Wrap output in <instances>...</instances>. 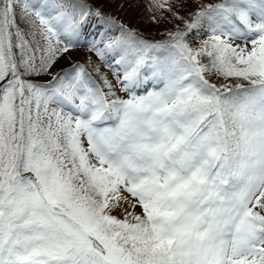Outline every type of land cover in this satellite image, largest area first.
Returning a JSON list of instances; mask_svg holds the SVG:
<instances>
[{
	"label": "snow or ice",
	"instance_id": "6c2138e0",
	"mask_svg": "<svg viewBox=\"0 0 264 264\" xmlns=\"http://www.w3.org/2000/svg\"><path fill=\"white\" fill-rule=\"evenodd\" d=\"M145 7L0 0V264H264V0Z\"/></svg>",
	"mask_w": 264,
	"mask_h": 264
},
{
	"label": "rangeland",
	"instance_id": "374dc122",
	"mask_svg": "<svg viewBox=\"0 0 264 264\" xmlns=\"http://www.w3.org/2000/svg\"><path fill=\"white\" fill-rule=\"evenodd\" d=\"M111 5L109 8L108 15L115 18L118 22L123 23L131 28L140 31L139 25L133 20L134 16L140 10L139 0H110ZM141 12V11H140ZM144 23L149 27L151 34H159L164 25H155L150 22V18L144 19ZM90 55L85 49H80L73 53V59L80 62H84ZM95 62V57H92ZM102 71H106L102 68ZM109 78L111 75L109 73Z\"/></svg>",
	"mask_w": 264,
	"mask_h": 264
},
{
	"label": "trees",
	"instance_id": "16d2710c",
	"mask_svg": "<svg viewBox=\"0 0 264 264\" xmlns=\"http://www.w3.org/2000/svg\"><path fill=\"white\" fill-rule=\"evenodd\" d=\"M138 3L140 10L134 16L133 20L139 25V29H140L139 32L143 33L145 36L149 38H153V37L159 38V34H151L149 27L146 26V24L144 23V19L147 18L148 20L150 18V13L147 11L145 7L146 0H139ZM95 5L97 7H100L103 12L108 14L111 2L110 0H95Z\"/></svg>",
	"mask_w": 264,
	"mask_h": 264
}]
</instances>
